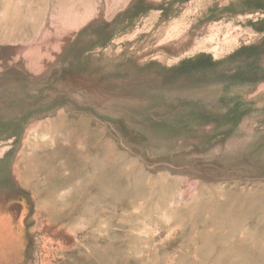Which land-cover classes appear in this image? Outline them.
<instances>
[{
	"label": "rangeland",
	"instance_id": "rangeland-1",
	"mask_svg": "<svg viewBox=\"0 0 264 264\" xmlns=\"http://www.w3.org/2000/svg\"><path fill=\"white\" fill-rule=\"evenodd\" d=\"M0 264H264V0H0Z\"/></svg>",
	"mask_w": 264,
	"mask_h": 264
},
{
	"label": "bare ground",
	"instance_id": "bare-ground-1",
	"mask_svg": "<svg viewBox=\"0 0 264 264\" xmlns=\"http://www.w3.org/2000/svg\"><path fill=\"white\" fill-rule=\"evenodd\" d=\"M241 246V245H240ZM252 258V257H251ZM254 260V259H253Z\"/></svg>",
	"mask_w": 264,
	"mask_h": 264
}]
</instances>
